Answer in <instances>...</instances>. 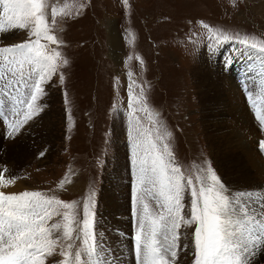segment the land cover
I'll return each instance as SVG.
<instances>
[{
	"label": "rangeland",
	"instance_id": "rangeland-1",
	"mask_svg": "<svg viewBox=\"0 0 264 264\" xmlns=\"http://www.w3.org/2000/svg\"><path fill=\"white\" fill-rule=\"evenodd\" d=\"M45 2L49 34L58 40L41 38L40 45L46 54L59 52L60 56L56 70L42 84L46 95L37 100L38 107L43 105L41 111L21 126L12 143L8 142L13 139L8 135L11 116L1 117L0 166L8 167L28 191L77 202L81 216L83 203L94 191L100 264L107 263L103 258L110 264H136L132 137L137 122L159 147L170 145L186 179L191 177L195 183L196 175L208 165L221 177L222 164L240 161L257 187L234 184L228 189L264 191V151L260 148L264 129L257 118L258 112L264 115V60L258 58L264 54L235 39L225 42L213 37V32L247 36L249 44H264V0H236L235 4L233 0ZM35 40L29 29L0 33V47ZM218 49L226 52L229 61L234 58L237 65H230V71L223 55L214 59L209 54ZM245 50L257 59L250 61ZM203 70L225 74L210 85L218 90L208 91L199 82ZM9 104L5 98L6 109ZM205 123L215 126L207 128ZM165 133L171 137L157 139ZM185 199L184 211L190 215V193ZM146 202L150 212L161 211L154 200ZM49 211L48 227L63 223L62 214L68 210L54 206ZM56 211L61 215H55ZM194 228L181 223L177 231L187 233L191 242ZM62 231L55 234L62 235ZM68 243L59 240L45 264L63 262L60 253L69 251ZM260 259L264 262V255ZM182 264H193L190 251Z\"/></svg>",
	"mask_w": 264,
	"mask_h": 264
},
{
	"label": "snow or ice",
	"instance_id": "snow-or-ice-1",
	"mask_svg": "<svg viewBox=\"0 0 264 264\" xmlns=\"http://www.w3.org/2000/svg\"><path fill=\"white\" fill-rule=\"evenodd\" d=\"M47 7L45 0H0V33L29 29L30 35L36 37L33 42L0 47V117L8 119L6 113L10 114L8 135L12 138L41 111L43 105L38 107L37 100L46 95L42 84L56 70L55 61L60 56L59 52L46 54L40 45L41 38L58 40L49 34ZM56 14L53 8L52 24L56 23ZM213 37L217 41L235 39L249 45L247 36H218L213 32ZM258 46L264 52V44H251L253 48ZM63 63L67 64V60ZM5 98L11 101L7 109ZM257 118L264 129V115L258 112ZM135 131L132 163L136 167L137 186L133 210L136 264H182L189 251L193 264H250L249 257L255 249L264 246V191L228 189L211 165L200 170L194 183L182 174L168 143L159 147L138 122ZM170 137L171 133L157 135L160 141ZM260 148L264 151V141ZM7 171H0V264H45L61 239L71 243L67 245L69 251L60 253L64 261L58 264H100L102 249L94 230L95 192L83 203L81 216L77 202L44 198L39 191L6 192L16 181L15 176L5 178ZM189 193L190 215L184 211ZM146 199L154 200L161 211L150 212ZM54 206L68 211L62 214L63 223L48 227L47 220L52 215L49 210ZM54 214L61 215L58 211ZM181 223L195 226L191 242L187 233L177 231ZM61 229L62 235H56Z\"/></svg>",
	"mask_w": 264,
	"mask_h": 264
},
{
	"label": "bare ground",
	"instance_id": "bare-ground-1",
	"mask_svg": "<svg viewBox=\"0 0 264 264\" xmlns=\"http://www.w3.org/2000/svg\"><path fill=\"white\" fill-rule=\"evenodd\" d=\"M245 52L246 53H244V54H249L250 61L257 59V58H255L257 55H255L253 52H251L249 50H245ZM238 56H240V55H238ZM240 57L243 59H246L242 56H240ZM258 58H260L261 60H264L263 57L258 56ZM225 60H227V63L229 62L228 57H226ZM229 63H231V62H229ZM210 72L211 71L206 70V72H205L203 70V73L198 75L199 82L204 84V86L206 85V87H208L209 90L206 88L205 91H207V90L208 91L218 90L215 86L210 87V85L215 83L216 79H220L225 74L222 75V72L214 71L215 74L211 75ZM217 87L219 88V90L221 89V86L219 83L217 84ZM214 93H216V92H212V94H214ZM205 124H206L207 128H210L211 126H215L214 123H205ZM208 138H209V136H208ZM13 141H14V138L8 142L12 143ZM209 141H210V138H209ZM226 158H227L226 155H224L222 157V159H226ZM119 161H121V159H119ZM244 167H245V164L242 163V165H241L240 161H236L233 164H230V163L222 164V166H221V178H222V182L227 186V188H229L231 185H234V184L239 185L240 187H246V188H256L257 187V182L248 177V174H247L246 170L244 169ZM5 168L7 169L8 167L0 166V171H3ZM127 169L129 171V166ZM4 175H5V178H9L10 175L16 177V175H13L12 171H9V170L7 172H4ZM28 189L29 188H26L23 185L19 184L17 181H15V184L13 186H10L5 191L12 193V192H18V191H25ZM260 190L261 189H255L254 191L260 192ZM182 215H183V213H182ZM260 255H264V246L257 247L255 249L254 255L249 257L250 264H264V262H262L260 259ZM103 260L105 261V263L107 262L106 264H110L109 261L106 260L105 258H103Z\"/></svg>",
	"mask_w": 264,
	"mask_h": 264
}]
</instances>
